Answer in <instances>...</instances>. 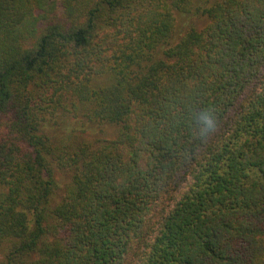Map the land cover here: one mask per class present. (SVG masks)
<instances>
[{
  "label": "trees",
  "instance_id": "16d2710c",
  "mask_svg": "<svg viewBox=\"0 0 264 264\" xmlns=\"http://www.w3.org/2000/svg\"><path fill=\"white\" fill-rule=\"evenodd\" d=\"M0 264H264V0H0Z\"/></svg>",
  "mask_w": 264,
  "mask_h": 264
},
{
  "label": "clouds",
  "instance_id": "9594fccd",
  "mask_svg": "<svg viewBox=\"0 0 264 264\" xmlns=\"http://www.w3.org/2000/svg\"><path fill=\"white\" fill-rule=\"evenodd\" d=\"M203 124L205 127L199 134L201 138H209L213 133L217 131V123L211 113L205 116Z\"/></svg>",
  "mask_w": 264,
  "mask_h": 264
},
{
  "label": "rangeland",
  "instance_id": "374dc122",
  "mask_svg": "<svg viewBox=\"0 0 264 264\" xmlns=\"http://www.w3.org/2000/svg\"><path fill=\"white\" fill-rule=\"evenodd\" d=\"M199 24V23H198ZM199 26V25H198ZM77 120H67V125H63V127L61 128V132H63V130H65L66 128H68V126L70 127H75L76 125H78V123L76 122ZM55 132H59V130H55ZM115 135V130L113 128H108V130L106 131L105 134L100 135V137H104L105 139L108 138H112Z\"/></svg>",
  "mask_w": 264,
  "mask_h": 264
}]
</instances>
